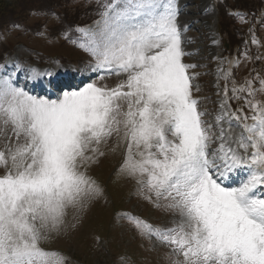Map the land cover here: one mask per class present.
<instances>
[{"label":"snow or ice","instance_id":"1","mask_svg":"<svg viewBox=\"0 0 264 264\" xmlns=\"http://www.w3.org/2000/svg\"><path fill=\"white\" fill-rule=\"evenodd\" d=\"M98 15L95 28H75L95 79L73 88L60 73L31 68L41 95L0 78V264H65L41 243L69 208L101 194L82 169L113 135L126 142L120 173L179 217L165 229L126 217L170 247L172 264H264V104L255 100L264 79L259 89L233 80L229 97L225 73L219 110L206 120L193 94L197 65L184 62L193 53L178 0H105ZM106 76L124 79L98 86ZM230 100L244 105L233 111Z\"/></svg>","mask_w":264,"mask_h":264},{"label":"rangeland","instance_id":"2","mask_svg":"<svg viewBox=\"0 0 264 264\" xmlns=\"http://www.w3.org/2000/svg\"><path fill=\"white\" fill-rule=\"evenodd\" d=\"M259 1L253 0L251 5L254 4L257 9ZM103 3L104 0H39L34 5L32 0L21 1L17 12L23 17L19 21L15 23L13 16H9L14 20L12 23L3 19L0 21V58L7 49L10 50L9 54L19 55L26 64L55 67L63 62L78 66L81 72L90 71L88 65L91 57L78 47L81 42L78 37L81 34L75 32L74 27L67 35L64 32L76 21L82 23L91 20ZM208 3H213V0H178V24L182 27L188 25L187 31L183 33L186 41L183 46L185 51L193 53L185 56L184 61L203 64L209 60L214 63L211 62V54L214 53L218 55L215 63H225L231 58L230 55L238 53L233 59L238 56L239 64L230 77H237L236 86L252 80L253 88L259 89V80L264 79V68L258 62L264 54V22L256 28L252 18L255 11L249 15L243 11L237 19L227 16V8L240 9L238 0H227V4L218 9L215 3L214 10L203 16L201 10ZM221 24L225 29L230 26L234 40L231 33L220 35ZM212 38H218L219 43L211 44ZM245 38L251 40V43L249 49L242 50ZM235 43L240 45L241 51L237 52L238 49L233 47ZM261 61H264V57ZM190 71L196 74L194 70ZM121 79L124 77L106 76L95 82L98 86L112 88ZM224 82V79L211 73L196 75L193 80V84L200 89L198 92L194 90L193 94L195 97L201 96L200 100L204 98L200 107L209 113L205 116L206 120H212L218 110V106L214 105L218 104L221 96H217L215 91L223 92ZM230 90L228 92L232 94ZM241 95L247 96V93ZM212 96L216 99H212ZM263 96L264 92L257 91L255 100L262 103ZM229 103L233 111L244 105L243 100H231ZM244 114H251L247 107H244ZM12 142L15 143L14 136ZM5 143V137L0 135V150L4 149ZM125 151L126 142L113 135L107 143L99 145L98 153H88L93 160L86 162L82 170L96 181L101 194L89 199L83 208H69L59 230L49 233L48 239L41 243L45 250L60 253L65 264H172V260L176 259L171 256L169 246L161 244L155 237L150 239L147 235H142L126 218L132 212L142 216L143 221H151L148 223L154 228L160 229L173 227V221L179 220L178 215L144 199L136 180L120 173ZM99 152L103 155H99ZM3 172L4 169L0 168V175Z\"/></svg>","mask_w":264,"mask_h":264},{"label":"trees","instance_id":"3","mask_svg":"<svg viewBox=\"0 0 264 264\" xmlns=\"http://www.w3.org/2000/svg\"><path fill=\"white\" fill-rule=\"evenodd\" d=\"M21 1H24V0H19V2H21ZM26 1V0H25ZM28 1V0H27ZM242 1H244L243 3L244 4H246L247 2V0H242ZM241 1V2H242ZM6 9V11L7 12H9V10L7 9V7H6V4H5V0H0V11H2V10H5ZM14 13V10H11V12L9 13V15L8 16H3V17H0V21L3 19L4 21H9L7 18L10 16V15H12Z\"/></svg>","mask_w":264,"mask_h":264}]
</instances>
